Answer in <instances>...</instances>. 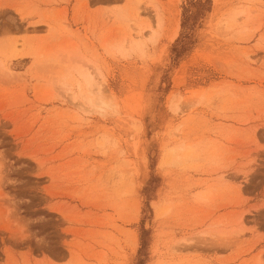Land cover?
Instances as JSON below:
<instances>
[{"label": "rangeland", "instance_id": "374dc122", "mask_svg": "<svg viewBox=\"0 0 264 264\" xmlns=\"http://www.w3.org/2000/svg\"><path fill=\"white\" fill-rule=\"evenodd\" d=\"M0 264H264V0H0Z\"/></svg>", "mask_w": 264, "mask_h": 264}, {"label": "bare ground", "instance_id": "6f19581e", "mask_svg": "<svg viewBox=\"0 0 264 264\" xmlns=\"http://www.w3.org/2000/svg\"><path fill=\"white\" fill-rule=\"evenodd\" d=\"M98 93H99V94H98V96H99L98 99L100 100L101 103L104 104V98H103V96H102V94H101L102 92L99 91Z\"/></svg>", "mask_w": 264, "mask_h": 264}]
</instances>
